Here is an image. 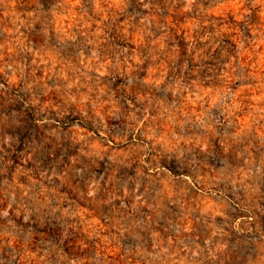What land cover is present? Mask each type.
<instances>
[{
  "label": "clouds",
  "instance_id": "1",
  "mask_svg": "<svg viewBox=\"0 0 264 264\" xmlns=\"http://www.w3.org/2000/svg\"><path fill=\"white\" fill-rule=\"evenodd\" d=\"M0 264H264V0H0Z\"/></svg>",
  "mask_w": 264,
  "mask_h": 264
}]
</instances>
